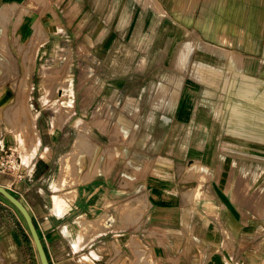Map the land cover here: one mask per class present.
Returning a JSON list of instances; mask_svg holds the SVG:
<instances>
[{
	"label": "rangeland",
	"instance_id": "1",
	"mask_svg": "<svg viewBox=\"0 0 264 264\" xmlns=\"http://www.w3.org/2000/svg\"><path fill=\"white\" fill-rule=\"evenodd\" d=\"M152 5L153 0H31L21 6L0 8L1 140L12 146L11 163L19 169L25 166L30 158L22 157L21 141L25 139L31 146V157L33 134L28 129L23 135L18 123H28L38 114V139L42 138L44 145L52 146L57 141V151L62 153L69 151L74 140L78 160L92 152L99 170L92 186H99L104 171L110 173L113 196H124L119 213L130 223L148 203L145 194H136L145 176L150 179L153 172H161V187L167 188L168 175L172 174L177 178L173 192H188L195 206L188 213L196 236L202 224L213 222L219 213L206 210L208 203L216 202L212 194L217 187L223 184L221 188L230 194L233 183L243 181L241 177L254 178L244 165L250 152L263 151L248 146V140H264V105L252 100L264 98L254 97L258 88L247 64L236 56L229 66L201 62L218 58L207 55L198 41L190 43L192 36L185 34L183 21L176 23L167 16L159 21ZM236 62L242 63L239 71ZM50 72L70 82L74 94L75 114L61 128L64 122L57 119L56 102L44 99V81ZM241 88L245 90L242 93ZM260 88L264 91L263 85ZM66 91L60 87L57 95ZM26 92L29 99L24 103ZM81 125L87 129H81ZM9 155L2 152L1 173ZM68 159L71 161L64 169L42 175L50 184V193L55 184L54 203H62L59 208L67 216L75 207L88 206L87 192L79 196L77 189H86L89 185L84 184L90 181L84 178L88 176L84 169V175L80 173L71 183L73 156ZM260 165L263 171L264 163ZM126 169L133 171L137 180L128 191L124 190L129 186L123 177ZM62 171L65 180H61ZM263 172L259 175L264 176ZM210 185L212 192L208 193L206 187ZM134 203L139 210L130 209ZM150 213L158 224L173 226L185 212L160 209ZM245 215L263 217L264 211ZM92 229L83 227V232L89 237ZM227 240L226 235L224 243ZM176 245L174 251L187 260L196 249L190 242ZM214 248L211 252L215 253ZM175 252L172 264L177 261ZM199 260L192 264H199Z\"/></svg>",
	"mask_w": 264,
	"mask_h": 264
},
{
	"label": "crops",
	"instance_id": "2",
	"mask_svg": "<svg viewBox=\"0 0 264 264\" xmlns=\"http://www.w3.org/2000/svg\"><path fill=\"white\" fill-rule=\"evenodd\" d=\"M30 1L0 0V8L21 6ZM152 10L159 21L166 16L176 23L177 20L183 21L185 34L192 36L190 43L198 41L207 55L218 58L202 59L201 62L215 67L229 66L231 60L235 62L236 56L240 59L238 61L247 64L249 75L255 79L258 88L254 97L264 98V91L260 88L262 85L264 87V0H153ZM186 52L184 54L187 56ZM241 62L235 63L238 71L242 66ZM239 91L242 93L245 90L241 88ZM252 103L264 105L263 100H252ZM70 109V118L59 127L55 122V127L61 128L69 123L75 114V107L71 104ZM85 128V125H81V129ZM2 135L0 131V158L2 152L12 148L8 142L1 140ZM248 141L250 147L263 148V151L255 149V153L260 152L259 154L250 152L245 162L247 164L244 165V169L247 168L254 178L241 177L243 181L234 182L230 194L220 184L216 193L212 194V200L216 202L208 203L209 206L206 207L207 211L219 213L213 222L202 224L201 232L196 236L188 213L194 211L195 206L188 197V192H178L175 189L173 192L176 187L173 185L177 181L175 176L168 175L170 179L166 185L171 188L161 187V172H153L150 179L149 175L145 176L141 190L136 194H145L148 203L145 208L140 209L143 212H140L136 221L130 223L119 213L124 196H113V178L109 176L110 173L104 171L99 186H92V182L99 178L98 161L92 160V152L78 160L74 140L69 145V151L61 153L57 151V141L52 146L44 145L39 137V141L32 144L34 153L29 162L20 167V174L0 172V186L6 188L28 209L50 264H88V260L92 264H95L93 261L103 264H172V252L178 248L176 244L188 242L196 246L195 251L190 254L189 260L182 253L175 252L176 264L183 261L185 264H192L197 258L200 259L199 264H264V216L248 218L245 215V212L264 211V176L259 175L264 171L260 165L264 163V140L249 138ZM69 155L73 156L75 168L70 182L75 178L77 181L80 173L84 175V169L88 171V176L84 178L90 179L84 184L89 187L77 189L79 196L86 195L84 191L87 192L88 206L75 207L72 210L73 216L62 215L63 209L59 208L62 203H54L55 184L50 193V184L42 179L46 172L51 175L54 171L64 169L71 161H68ZM102 164L103 161L100 168ZM92 169L96 176L92 174ZM62 174L61 180L67 179L64 171ZM123 177L129 181V186L124 190H132L137 181L134 172L126 169ZM206 188L208 193L212 192L211 185ZM137 205L138 203H134L130 209L139 210ZM160 209L186 214L177 219L173 226H166L158 224L150 213ZM74 227L80 230L75 231ZM83 227H93L89 237L83 232ZM226 235L228 240L224 243ZM214 247H217L215 253L211 252ZM0 264H41L25 220L1 195Z\"/></svg>",
	"mask_w": 264,
	"mask_h": 264
},
{
	"label": "bare ground",
	"instance_id": "3",
	"mask_svg": "<svg viewBox=\"0 0 264 264\" xmlns=\"http://www.w3.org/2000/svg\"><path fill=\"white\" fill-rule=\"evenodd\" d=\"M2 81H3V79H2ZM60 87H63L64 89H66L67 93H65V94L61 93L62 96L57 95V91ZM71 88H72L71 83L67 82L64 77L55 76L51 72L47 74L45 81H44V89H45L44 92L46 93L44 99L46 102H53V101L56 102L55 110L57 113V119H58V121H61V123L65 122V120L67 119V114H70V112H68V108L71 107L72 100H73V89H71ZM24 95H25V98H24V101L22 100V102L26 103L27 99H29L28 98V92H26ZM19 110L21 111L22 109L20 108ZM37 115L38 114H35L34 118L30 119L28 123L27 122L24 123L23 121H20L18 123L20 130L23 132V135H25V132H27L28 129L33 134L32 141H31L32 143L39 141V139H38L39 131L36 127V121H35V118L37 117ZM11 123L12 122H10V124H9L10 127H12ZM29 140H31V138ZM21 146H22V157H24L25 159H29L31 152H32L31 146L26 145L25 139L24 140L22 139ZM71 180H73V179H71ZM71 183H73V182H71Z\"/></svg>",
	"mask_w": 264,
	"mask_h": 264
},
{
	"label": "water",
	"instance_id": "4",
	"mask_svg": "<svg viewBox=\"0 0 264 264\" xmlns=\"http://www.w3.org/2000/svg\"><path fill=\"white\" fill-rule=\"evenodd\" d=\"M0 195L3 196L8 202H10L16 208L19 211V213L22 215L23 219L25 220L29 231V235L36 248L40 263L50 264L44 246L42 244L41 238L38 234L37 228L26 206L18 198H16L6 188L2 186H0Z\"/></svg>",
	"mask_w": 264,
	"mask_h": 264
},
{
	"label": "built area",
	"instance_id": "5",
	"mask_svg": "<svg viewBox=\"0 0 264 264\" xmlns=\"http://www.w3.org/2000/svg\"><path fill=\"white\" fill-rule=\"evenodd\" d=\"M10 152V154L11 155H9V156H6V157H8V160H6L5 162H6V167L5 168H3V172H11V173H16V174H20V169L19 168H16L11 162L12 161H10V158L13 156V153H12V149L11 148H8V150H6V151H4L6 154L8 153V152ZM1 159L4 161V157H1ZM2 160L0 161V164L1 165H3L2 164Z\"/></svg>",
	"mask_w": 264,
	"mask_h": 264
}]
</instances>
